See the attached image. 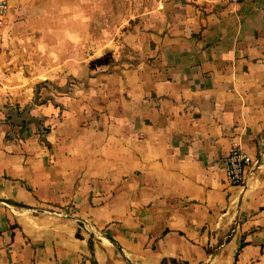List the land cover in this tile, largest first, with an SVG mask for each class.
<instances>
[{
	"label": "crops",
	"instance_id": "0c3cea01",
	"mask_svg": "<svg viewBox=\"0 0 264 264\" xmlns=\"http://www.w3.org/2000/svg\"><path fill=\"white\" fill-rule=\"evenodd\" d=\"M125 1L108 51L41 67L14 25L102 1L10 0L0 264H264V0ZM232 140L257 161L242 186Z\"/></svg>",
	"mask_w": 264,
	"mask_h": 264
},
{
	"label": "rangeland",
	"instance_id": "374dc122",
	"mask_svg": "<svg viewBox=\"0 0 264 264\" xmlns=\"http://www.w3.org/2000/svg\"><path fill=\"white\" fill-rule=\"evenodd\" d=\"M51 3L54 0H38ZM78 1V0H77ZM85 0H79L82 2ZM101 6L87 5L88 20L34 21L14 25L17 30L33 28L32 36L26 39L24 52L41 67L61 60H75L83 57L93 60V54L108 51L112 39H117L126 28L130 14L125 0H101ZM75 2V0H71ZM100 8V13L97 9ZM14 17V15H13ZM100 18V20H98ZM32 25V26H31ZM25 38H23V41ZM28 62V61H27Z\"/></svg>",
	"mask_w": 264,
	"mask_h": 264
},
{
	"label": "built area",
	"instance_id": "2783aa9c",
	"mask_svg": "<svg viewBox=\"0 0 264 264\" xmlns=\"http://www.w3.org/2000/svg\"><path fill=\"white\" fill-rule=\"evenodd\" d=\"M223 1L237 3L242 0ZM9 10L10 0H0V45L4 39ZM256 162V159L238 141L232 140L230 149L223 157L224 180L230 185L242 186Z\"/></svg>",
	"mask_w": 264,
	"mask_h": 264
},
{
	"label": "trees",
	"instance_id": "16d2710c",
	"mask_svg": "<svg viewBox=\"0 0 264 264\" xmlns=\"http://www.w3.org/2000/svg\"><path fill=\"white\" fill-rule=\"evenodd\" d=\"M242 246V244H241ZM161 264H188L187 262H181L175 258H167V257H163Z\"/></svg>",
	"mask_w": 264,
	"mask_h": 264
}]
</instances>
